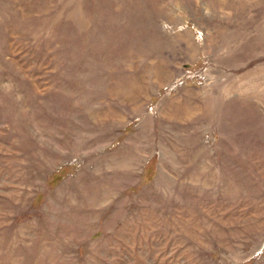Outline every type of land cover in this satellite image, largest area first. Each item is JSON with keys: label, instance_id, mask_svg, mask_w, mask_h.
<instances>
[{"label": "rangeland", "instance_id": "rangeland-1", "mask_svg": "<svg viewBox=\"0 0 264 264\" xmlns=\"http://www.w3.org/2000/svg\"><path fill=\"white\" fill-rule=\"evenodd\" d=\"M0 264H264V0H0Z\"/></svg>", "mask_w": 264, "mask_h": 264}, {"label": "built area", "instance_id": "built-area-1", "mask_svg": "<svg viewBox=\"0 0 264 264\" xmlns=\"http://www.w3.org/2000/svg\"><path fill=\"white\" fill-rule=\"evenodd\" d=\"M189 75H192L193 73L191 71H188Z\"/></svg>", "mask_w": 264, "mask_h": 264}]
</instances>
